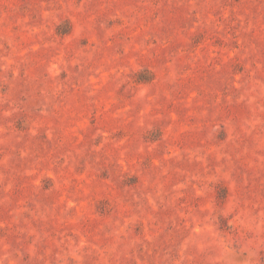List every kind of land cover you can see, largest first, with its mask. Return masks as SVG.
Returning <instances> with one entry per match:
<instances>
[{
  "label": "rangeland",
  "instance_id": "374dc122",
  "mask_svg": "<svg viewBox=\"0 0 264 264\" xmlns=\"http://www.w3.org/2000/svg\"><path fill=\"white\" fill-rule=\"evenodd\" d=\"M0 264H264V0H0Z\"/></svg>",
  "mask_w": 264,
  "mask_h": 264
}]
</instances>
